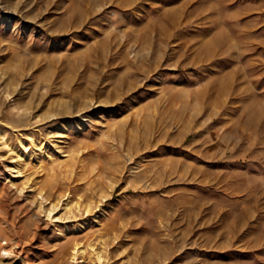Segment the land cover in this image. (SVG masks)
<instances>
[{
  "label": "rangeland",
  "instance_id": "obj_1",
  "mask_svg": "<svg viewBox=\"0 0 264 264\" xmlns=\"http://www.w3.org/2000/svg\"><path fill=\"white\" fill-rule=\"evenodd\" d=\"M0 218V264H264V0H0Z\"/></svg>",
  "mask_w": 264,
  "mask_h": 264
},
{
  "label": "bare ground",
  "instance_id": "obj_2",
  "mask_svg": "<svg viewBox=\"0 0 264 264\" xmlns=\"http://www.w3.org/2000/svg\"><path fill=\"white\" fill-rule=\"evenodd\" d=\"M6 217V216H5ZM1 219V218H0ZM9 220H7V222H8ZM15 221V220H14ZM11 222V221H10ZM1 223V222H0ZM8 224V223H7ZM3 225V224H2ZM12 225H13V223H12ZM4 227V226H3ZM8 227V226H7ZM14 228V227H13ZM6 229V228H5ZM19 230V229H18ZM15 230H13V232H14ZM4 229L3 228H0V238L1 237H4V233L6 234L7 232H4ZM12 232V231H11ZM12 232V233H13ZM15 233V232H14ZM22 233V232H21ZM8 235V234H7ZM18 235H20V234H18ZM8 236H10V235H8ZM4 237L5 238V241H6V245L4 246V245H0V254L1 253H7L8 255H12V254H14V252H15V250H14V247H19V244L20 243H18V242H16L17 244L16 245H14L15 244V242H14V239L13 238H11V237ZM14 236V235H13ZM17 237V236H16ZM21 237V236H20ZM28 238H30V237H28ZM21 239V238H20ZM19 240V239H18ZM20 241V240H19ZM13 242H14V244H13ZM21 246V245H20ZM15 255V254H14Z\"/></svg>",
  "mask_w": 264,
  "mask_h": 264
}]
</instances>
